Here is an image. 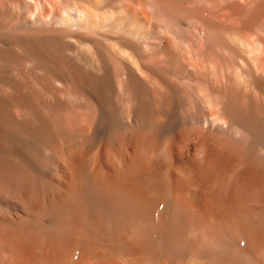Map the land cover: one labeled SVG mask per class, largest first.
<instances>
[{
  "label": "bare ground",
  "instance_id": "obj_1",
  "mask_svg": "<svg viewBox=\"0 0 264 264\" xmlns=\"http://www.w3.org/2000/svg\"><path fill=\"white\" fill-rule=\"evenodd\" d=\"M0 264H264V0H0Z\"/></svg>",
  "mask_w": 264,
  "mask_h": 264
}]
</instances>
